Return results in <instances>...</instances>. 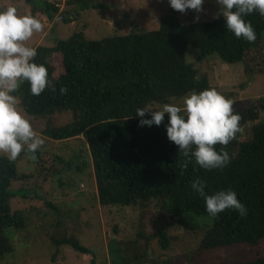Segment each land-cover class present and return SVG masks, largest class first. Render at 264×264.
Returning <instances> with one entry per match:
<instances>
[{
    "label": "trees",
    "instance_id": "obj_1",
    "mask_svg": "<svg viewBox=\"0 0 264 264\" xmlns=\"http://www.w3.org/2000/svg\"><path fill=\"white\" fill-rule=\"evenodd\" d=\"M105 1L108 0H63L62 11L56 4L45 1L39 8L48 19L67 10L69 15L62 21L70 22L82 10L99 8ZM246 19L257 33L253 42L228 31L223 17L184 24L172 8L160 17L156 29L146 32L88 39L79 30L65 39H57L53 45H37L35 61L47 66L55 90L45 88L34 96L25 81L15 93L19 105L33 117L70 111L71 121L57 127L46 126L42 134L57 141L80 136L84 140L75 166L56 156L63 165L52 171L92 168L97 199L103 206H132L139 200L157 199L169 217H175L185 228H189L193 215L208 217L211 226L199 243L200 251L236 243L257 245L264 238V120H259L264 100L248 109H234L242 117L244 131L228 145H216L217 150L225 148L230 155L234 154L222 170L203 169L194 159L186 169L182 168L185 158L166 135L167 114L159 126H142L141 117L135 112L138 107H162L171 103L172 98L210 87L205 75H198L194 65L186 61L189 45L198 48L201 57L215 52L224 62H240L247 75L264 73V16L254 12ZM61 86L67 88L63 94ZM145 116L150 118V113ZM248 122H251L250 136L246 137ZM36 154L41 163L40 151ZM28 177L17 173L15 160L0 156V257L12 251L9 229L20 230L25 226L24 212L12 211L10 207L14 196L11 183ZM197 178L206 181V191L210 193L234 189L247 207V214L240 216L237 211L227 209L210 218L204 198L191 188ZM151 237L158 238L162 248L167 247L169 239L165 231L159 229ZM50 239L56 249L68 245L83 255L93 253L76 236ZM143 255L135 253L132 259L136 261ZM113 263L130 264V261L117 255ZM90 264H94L93 259ZM230 264H264V255Z\"/></svg>",
    "mask_w": 264,
    "mask_h": 264
},
{
    "label": "rangeland",
    "instance_id": "obj_2",
    "mask_svg": "<svg viewBox=\"0 0 264 264\" xmlns=\"http://www.w3.org/2000/svg\"><path fill=\"white\" fill-rule=\"evenodd\" d=\"M45 1L64 10L63 0H0V10L13 6L20 15L31 14L41 19L44 28L33 34L26 42L28 46H50L57 39H65L79 30L88 39L131 31L146 32L156 29L160 17L172 9L168 0H108L99 8L82 10L76 20L63 22L62 18L69 13L57 21L55 18L59 13L48 19L39 8ZM177 12L184 24L222 17L218 14L216 0H204L203 11L199 13L191 9ZM185 57L197 69L198 75H205L209 88L234 101V109H248L258 100H264V73L247 75L240 62H224L215 52L201 57L200 50L190 45L186 47ZM184 96L172 98L171 103L182 104ZM23 113L45 139V144L39 150L41 163L37 154L32 159V154L27 152L15 160L17 173L29 177L11 183L14 196L10 207L12 211L24 212L25 226L20 230L9 229L12 251L0 257V264H90L91 259L94 264H117L113 263L117 255L130 264H230L264 255V238L257 245L236 243L200 251L199 243L211 226V220L192 214L190 226L185 228L175 217H169L157 199L139 200L132 206L101 205L92 168L77 171L74 167L62 173L52 171L63 165L56 156L75 166L77 154L84 148L82 136L57 141L42 134L46 126L57 127L71 121V112L44 118ZM259 120H264L263 110L259 112ZM250 126L251 122H248L244 132L246 137L250 136ZM159 229L168 236L166 248L161 247L158 238L151 237ZM64 235L76 236L93 253L83 255L68 245L56 249L50 237L59 239ZM135 253L145 255L138 262L132 259Z\"/></svg>",
    "mask_w": 264,
    "mask_h": 264
},
{
    "label": "clouds",
    "instance_id": "obj_3",
    "mask_svg": "<svg viewBox=\"0 0 264 264\" xmlns=\"http://www.w3.org/2000/svg\"><path fill=\"white\" fill-rule=\"evenodd\" d=\"M168 3L181 13L189 9L199 13L203 11L204 0H168ZM216 3L228 31L249 42L257 39L255 28L246 17L254 12L264 16V0H216ZM43 28L41 19L31 14L20 15L13 6L0 10V156L9 161L16 160L22 152L31 153V158L35 159L36 152L45 144V139L19 107L15 94L25 81L34 96L40 95L45 88L55 90L47 66L35 61L37 48L26 43ZM66 91L65 86L60 87L61 94ZM233 104L231 98L208 88L186 94L182 104L145 105L135 112L141 117L142 126H159L167 114L166 135L177 146L178 154L185 158L182 168L186 169L194 159L203 169L222 170L234 154L230 155L225 148L217 150L216 145L226 146L244 131L240 123L242 117ZM145 113H150V118ZM191 188L204 198L210 218L218 217L227 209L237 211L240 216L248 212L232 188L210 193L206 191V181L201 178L193 180Z\"/></svg>",
    "mask_w": 264,
    "mask_h": 264
},
{
    "label": "water",
    "instance_id": "obj_4",
    "mask_svg": "<svg viewBox=\"0 0 264 264\" xmlns=\"http://www.w3.org/2000/svg\"><path fill=\"white\" fill-rule=\"evenodd\" d=\"M69 12L66 10V11H63L61 13L58 14V16L55 18V21H57L59 18L63 17L64 15L68 14Z\"/></svg>",
    "mask_w": 264,
    "mask_h": 264
}]
</instances>
